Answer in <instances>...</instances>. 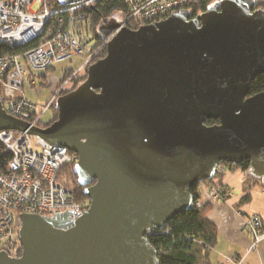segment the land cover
<instances>
[{
    "label": "water",
    "instance_id": "95a60500",
    "mask_svg": "<svg viewBox=\"0 0 264 264\" xmlns=\"http://www.w3.org/2000/svg\"><path fill=\"white\" fill-rule=\"evenodd\" d=\"M87 0H56L64 7ZM220 0L118 30L104 58L55 104L56 119L30 127L0 103V131L27 132L77 154L73 172L88 208L72 226L20 215L21 255L0 264H159L147 231L193 209L192 189L218 164H249L264 179V9ZM119 26L103 22L104 41ZM218 123L207 126L204 121Z\"/></svg>",
    "mask_w": 264,
    "mask_h": 264
},
{
    "label": "built area",
    "instance_id": "2783aa9c",
    "mask_svg": "<svg viewBox=\"0 0 264 264\" xmlns=\"http://www.w3.org/2000/svg\"><path fill=\"white\" fill-rule=\"evenodd\" d=\"M97 1L49 8L47 0H0V45L17 49L14 54L0 55V103L7 114L23 120L29 128H40L41 115L73 86L75 78L83 76L100 48L96 52L91 50L90 19L82 9ZM125 1L127 18L101 41L102 45L124 27L136 29L165 19L194 0ZM36 3L38 8L33 10ZM74 56L82 60L68 75L59 77L50 71L54 64ZM39 72L43 73L38 75ZM42 85L48 86V98L37 107L31 96L38 98ZM33 142L37 149L33 148ZM76 160L77 154L59 143H49L23 131H0V252L13 259L21 255L20 215L58 219L62 226H72L87 210L89 204L76 203L67 187L58 181L60 169L75 164ZM230 166L218 164L217 173L231 172ZM195 193L196 208L225 201L231 195L226 187L204 188L202 183L196 186ZM243 230L251 238L249 251L264 244V223L257 214L247 217ZM154 231L148 230L147 236ZM226 263L243 264L239 258Z\"/></svg>",
    "mask_w": 264,
    "mask_h": 264
},
{
    "label": "trees",
    "instance_id": "16d2710c",
    "mask_svg": "<svg viewBox=\"0 0 264 264\" xmlns=\"http://www.w3.org/2000/svg\"><path fill=\"white\" fill-rule=\"evenodd\" d=\"M213 0H194L188 3L185 10L191 17L200 15L211 5ZM49 8H58L56 0H47ZM264 9V0L258 3ZM82 12L88 14L90 19L91 37L89 40L93 42L91 50L96 52V48H100L93 56L92 64L96 60L104 58L106 51L105 45L98 40V27L105 21H110L115 15L119 18L117 23L124 22L128 16V8L125 0H99L92 3L89 7L82 9ZM113 16V17H112ZM110 19V20H109ZM135 29V28H133ZM17 49L11 48L7 44L0 45V55L14 54ZM69 70L64 71V76L68 75ZM86 78V70L81 77H77L72 82V90L75 89L79 83ZM248 95H255L264 92V75L259 74L250 84ZM65 93V92H64ZM55 118L43 124V127L48 126ZM207 126H213L218 122L212 120H205ZM74 164H66L63 166L58 174V181L67 187L73 195L74 201L86 202L88 199L83 193L84 188L77 181V177L73 172ZM233 170H241L245 179L240 195L238 205L248 204L251 201V191L255 186L264 188V179H256L249 175L247 162L239 164V166H230ZM219 175V173H218ZM214 179L203 182L213 186H223L222 184H215ZM227 188V187H226ZM228 189V188H227ZM230 190V189H229ZM196 188L192 189L193 198L196 199ZM231 191V190H230ZM212 203L202 204L200 207L193 206L191 211H186L176 215L162 230H157L147 236V241L158 255L159 264H197L200 258V251L208 250L215 242L216 229L211 220H208V214L211 211ZM199 251V252H198ZM21 254V253H20Z\"/></svg>",
    "mask_w": 264,
    "mask_h": 264
},
{
    "label": "crops",
    "instance_id": "0c3cea01",
    "mask_svg": "<svg viewBox=\"0 0 264 264\" xmlns=\"http://www.w3.org/2000/svg\"><path fill=\"white\" fill-rule=\"evenodd\" d=\"M239 170L214 178L213 182L230 189L231 195L225 201L212 203L207 219L211 220L217 231L215 243L208 250L198 251L200 258L197 264H231L226 262L232 258L241 259L243 264H264V244L249 251L251 238L243 230L244 222L252 213L257 214L264 223V188L255 186L251 191V201L238 205L245 179L241 170L238 175Z\"/></svg>",
    "mask_w": 264,
    "mask_h": 264
},
{
    "label": "rangeland",
    "instance_id": "374dc122",
    "mask_svg": "<svg viewBox=\"0 0 264 264\" xmlns=\"http://www.w3.org/2000/svg\"><path fill=\"white\" fill-rule=\"evenodd\" d=\"M37 8H38V4L37 3L34 4V5H32V9L33 10H36ZM113 16H112L113 18L109 22H113V21L117 22V20H119V18L117 16H115V15H113ZM81 60H82V57H80V56L71 57L70 59L63 60V61H60V63L54 64L51 67V70L50 71L53 72L55 75L61 77V76L64 75V71L65 70H71V69L76 68L80 64ZM42 73L43 72H39L37 74L39 75V74H42ZM79 85H80V83H79ZM47 89H48V86H46V85L43 86V90L40 91L41 94H40V96L38 98L31 96L34 99V101H36L37 107H40V105L44 101L47 100V98H48V91H47ZM26 95L28 97L30 96L28 93H26ZM53 115H54V112H53V109L51 108L46 113H44V114L41 115V123L49 122L50 120H52ZM33 148L34 149H37L36 146L34 145V142H33ZM231 172H234V171H231ZM240 173L241 172L239 170L238 171V175H240ZM226 174H228V172H224V175H226ZM202 185L204 186V188L207 187V186H212L210 184H204V183H202ZM235 194H237V192Z\"/></svg>",
    "mask_w": 264,
    "mask_h": 264
},
{
    "label": "flooded vegetation",
    "instance_id": "af4514ba",
    "mask_svg": "<svg viewBox=\"0 0 264 264\" xmlns=\"http://www.w3.org/2000/svg\"><path fill=\"white\" fill-rule=\"evenodd\" d=\"M219 1H220V0H213V1L211 2V5H216ZM254 1H255V3H256V7H255V9H262V10H263V7L258 5V3L261 2V1H263V0H254ZM114 22H115V21H114ZM98 40H100V39L98 38ZM100 41H101V40H100ZM72 87H73V86H72ZM72 87H70V89H68V90H67L65 93H63L62 95L71 92V91H72ZM62 95H61L60 97H62ZM52 109H53V112H54L53 117L55 118L56 115H57L56 110H55V107L52 106ZM55 119H56V118H55ZM55 119H54V120H55ZM43 124H44V123H41V124H40V128L43 127ZM222 164H223V163H222ZM223 165H225V164H223ZM219 174H220V173H219ZM217 176H218V173H217L216 177H217Z\"/></svg>",
    "mask_w": 264,
    "mask_h": 264
},
{
    "label": "bare ground",
    "instance_id": "6f19581e",
    "mask_svg": "<svg viewBox=\"0 0 264 264\" xmlns=\"http://www.w3.org/2000/svg\"><path fill=\"white\" fill-rule=\"evenodd\" d=\"M110 20V19H109Z\"/></svg>",
    "mask_w": 264,
    "mask_h": 264
}]
</instances>
